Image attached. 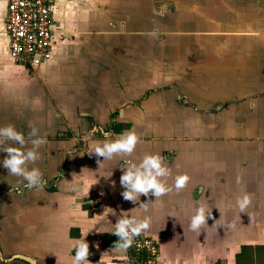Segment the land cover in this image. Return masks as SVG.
<instances>
[{
	"label": "crops",
	"instance_id": "obj_1",
	"mask_svg": "<svg viewBox=\"0 0 264 264\" xmlns=\"http://www.w3.org/2000/svg\"><path fill=\"white\" fill-rule=\"evenodd\" d=\"M53 4L50 58L30 70L7 57L0 0V126L27 138L32 125L46 138L29 168L52 187H24L0 152V256L36 251L40 264H72L85 240L90 264H134L112 234L123 215L151 218L141 235L156 241L158 264H264V0ZM110 122L141 142L100 167L88 151L104 139L80 136ZM145 154L164 158L172 191L126 201L122 167ZM245 193L252 202L240 213ZM200 204L212 215L193 232Z\"/></svg>",
	"mask_w": 264,
	"mask_h": 264
},
{
	"label": "clouds",
	"instance_id": "obj_2",
	"mask_svg": "<svg viewBox=\"0 0 264 264\" xmlns=\"http://www.w3.org/2000/svg\"><path fill=\"white\" fill-rule=\"evenodd\" d=\"M161 9L166 11L168 5L161 4ZM158 14H163L160 12ZM31 131L26 138L23 132L18 131L12 124L0 126V152L7 155L2 161V165L8 170L9 175L21 177L26 182L25 187L28 189H42L44 187L43 174L41 171L29 165H34L40 158L39 149L45 144L46 138L39 135V131L35 126L30 125ZM95 132V129L93 130ZM105 139L97 141L89 150L90 155L97 157V163L100 167L104 161H110L115 157L121 158L131 157L136 151L137 145L141 142L140 137L134 131H127L113 138L110 133H104ZM29 144L31 147H29ZM103 158V161L99 159ZM126 167H122L123 174L120 178V184L124 191L123 199L137 202L141 195L155 196V200L166 196L172 191V187L168 186L166 179L171 176V169L166 164L164 158L159 154H145L139 163L132 160H126ZM190 181L187 174L175 177V189L179 192L183 190ZM238 184L241 178L238 176ZM150 202V201H149ZM148 203L140 206L147 211ZM251 196L245 193L238 197L236 205L240 213L246 212L251 205ZM212 215V208L200 204L196 207L194 214L191 216L189 228L193 232H199ZM151 218L145 217L137 219L134 217L121 216L118 218L112 234L119 239L116 246L127 249L131 246L133 239L141 235L144 231L150 229ZM234 227V224L228 225ZM90 255L89 245L85 240L79 242L75 246V255L72 264H90L88 259Z\"/></svg>",
	"mask_w": 264,
	"mask_h": 264
},
{
	"label": "built area",
	"instance_id": "obj_3",
	"mask_svg": "<svg viewBox=\"0 0 264 264\" xmlns=\"http://www.w3.org/2000/svg\"><path fill=\"white\" fill-rule=\"evenodd\" d=\"M52 5L53 0H6L3 34L12 64L34 70L49 60ZM127 250L135 264H158V245L148 236L135 237Z\"/></svg>",
	"mask_w": 264,
	"mask_h": 264
},
{
	"label": "flooded vegetation",
	"instance_id": "obj_4",
	"mask_svg": "<svg viewBox=\"0 0 264 264\" xmlns=\"http://www.w3.org/2000/svg\"><path fill=\"white\" fill-rule=\"evenodd\" d=\"M53 7H54V4L52 5V10H51L52 43L54 41V33L53 32L55 31L54 28H53L55 26V24H54L55 20L54 19H56V14L54 13V8ZM116 127H119V129H120L119 133H116L115 132V128ZM94 129H95V132H93ZM88 132H89V137L88 138H91L92 136H96L97 138H100V139L103 138V139H105L104 133H110L111 136L113 138H115L116 136H118V135L121 134L122 128L120 126H118V124H115L114 122H110L109 125L107 126V128H103V129L102 128L100 129L97 126H91L90 128H88L85 131V133L82 136H80V138L84 137V135L86 133H88ZM62 138L63 139H69L70 137H69V135H65ZM88 138H86V139H88ZM51 189H52V187L48 188V190H51ZM12 255L28 256V257L32 258L35 261V264H40L39 258L37 259L36 251L34 252V254H32L30 256L29 255H25V254H12ZM12 255H9L8 257H10ZM8 257H6L4 259H7ZM8 263H10V264H26L25 262L18 261V260H11L9 262H0V264H8Z\"/></svg>",
	"mask_w": 264,
	"mask_h": 264
},
{
	"label": "water",
	"instance_id": "obj_5",
	"mask_svg": "<svg viewBox=\"0 0 264 264\" xmlns=\"http://www.w3.org/2000/svg\"><path fill=\"white\" fill-rule=\"evenodd\" d=\"M89 137V132L88 133H86L85 135H84V137H82L83 139H86V138H88ZM25 187V186H24ZM45 188H50V186H46V185H44V187H43V189H45ZM9 190V189H8ZM11 260H18V261H22V262H25L26 264H35V261L32 259V258H30V257H28V256H23V255H12V256H10V257H8L7 259H2L1 258V256H0V262H9V261H11Z\"/></svg>",
	"mask_w": 264,
	"mask_h": 264
},
{
	"label": "trees",
	"instance_id": "obj_6",
	"mask_svg": "<svg viewBox=\"0 0 264 264\" xmlns=\"http://www.w3.org/2000/svg\"><path fill=\"white\" fill-rule=\"evenodd\" d=\"M119 131H120V129H119V127H116L115 128V132L116 133H119ZM102 244H104V245H106L107 243H105V242H103V241H100Z\"/></svg>",
	"mask_w": 264,
	"mask_h": 264
},
{
	"label": "rangeland",
	"instance_id": "obj_7",
	"mask_svg": "<svg viewBox=\"0 0 264 264\" xmlns=\"http://www.w3.org/2000/svg\"><path fill=\"white\" fill-rule=\"evenodd\" d=\"M31 245H33V244H31ZM35 246H30V248H34ZM133 263L135 264V261H133Z\"/></svg>",
	"mask_w": 264,
	"mask_h": 264
}]
</instances>
